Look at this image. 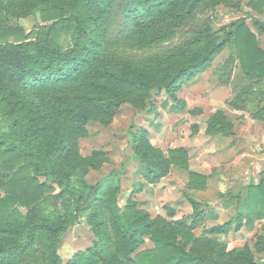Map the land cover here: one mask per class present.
<instances>
[{
    "label": "trees",
    "instance_id": "16d2710c",
    "mask_svg": "<svg viewBox=\"0 0 264 264\" xmlns=\"http://www.w3.org/2000/svg\"><path fill=\"white\" fill-rule=\"evenodd\" d=\"M173 2L0 0V54L3 55L0 71V264H16L30 256L38 244L46 253L48 264H61L58 241L78 216L98 201L108 204L114 233L123 244L117 264H214L202 251L191 246L194 239L189 229L202 225L207 218L206 210L197 200L189 198L194 208L191 216L176 221L175 227H167L169 232L156 233L149 214L138 211L135 202L121 204L116 191L107 197L108 180L91 185L77 177V185L71 181L75 164L62 166L74 146L72 128L85 132L91 121V113L84 104L114 111L121 104L134 102L131 92L125 89L146 92L149 101H152V92L158 95L165 91L173 96L183 79H191L205 71L215 57L230 46L245 75L260 86L264 79V50L245 19L217 31L210 27L206 32L196 29L187 40L146 59L112 52L114 46H122L143 34L156 39L161 33L168 34L177 26L174 18L190 17L198 4V0H181L183 7L175 10L179 6ZM17 4L22 9V13H18L20 18L40 14L42 21L37 20L32 28L34 37L24 32V26L11 24V10ZM115 23L118 28L114 34ZM252 25L264 34L263 21L253 19ZM62 37L67 38V46L58 41ZM178 58L183 61L177 62L162 80L147 76L142 65L144 62L167 64ZM88 85L95 89L86 91ZM28 94L35 95L39 101L37 106L28 103L25 98ZM42 107L59 114L48 117ZM150 109L155 110L154 104ZM61 116L64 121H60ZM256 118L264 122V103ZM41 120H44L42 125ZM59 122L63 124L58 129L55 124ZM218 123H209L213 135L231 128L224 118ZM143 136L131 135L133 140L143 139ZM186 155L183 148L170 150L168 160L162 159L160 154L155 160L142 153L146 181L156 182L166 174L168 165L175 164L187 171L191 189H205L208 176L190 170ZM56 186L60 190L54 193ZM142 187L140 185V189ZM29 188L55 200L69 198L72 202L68 208L69 222L65 223L60 215L54 219L48 214L37 215L32 207L39 201L29 199ZM227 204H236L237 212L228 221L207 228V234H227L242 228L245 220L251 225L255 220L264 219V173L258 185L245 186L244 193L231 195ZM20 205L31 209L28 215L20 213ZM188 221H191V228ZM148 236L154 247L141 250ZM99 238L88 251V258L93 262L113 264L106 253L107 245L101 236ZM78 260L68 264H80Z\"/></svg>",
    "mask_w": 264,
    "mask_h": 264
},
{
    "label": "rangeland",
    "instance_id": "374dc122",
    "mask_svg": "<svg viewBox=\"0 0 264 264\" xmlns=\"http://www.w3.org/2000/svg\"><path fill=\"white\" fill-rule=\"evenodd\" d=\"M173 4L179 6L175 10L183 7L181 0H174ZM11 11V24L24 26V32L34 37L32 28L37 20L42 21L40 14L20 18L18 13H22V9L18 4ZM239 19L246 20L264 50V34L252 25L253 19L264 22V0H198L190 17L174 18L177 26L168 34H159V39L143 34L122 46H114L112 52L146 59L182 43L196 29L206 32L210 27L217 31ZM117 28L115 23L114 34ZM66 39L62 37L58 41L67 46ZM2 60L0 54V71L3 69ZM180 61L183 58L167 64L144 62L142 65L147 76L162 80ZM254 83L243 72L234 48L230 46L218 54L205 71L191 79H183L173 96L165 91L158 95L152 92V101H149L146 92L125 89L131 92L134 102L121 104L114 111L84 104L91 113V121L85 132L72 128L74 146L62 166L75 164L71 181L77 185V177L91 185L108 180L107 197L116 191L121 204L135 202L138 211L149 214L156 233L161 230L169 232L167 227H175L176 221L191 216L194 208L189 198H193L206 210L207 218L202 225L189 229L194 239L191 246L202 251L214 264H264V219L255 220L251 225L245 220L242 228L227 234L206 233L207 228L228 221L237 212L236 204H227L229 197L238 192L243 194L247 185H258L264 173V122L256 118L264 103V79L260 86ZM85 88L86 91L95 89L89 85ZM19 94L22 96L21 92ZM25 98L33 106L39 104L34 94ZM78 100L80 103L81 99ZM152 104L154 111L150 109ZM42 111L48 117L59 114L47 107H42ZM223 118L231 126L230 130L213 135L209 123L213 121L217 125ZM60 121H64L63 116ZM62 124L59 122L55 127L59 129ZM132 134L144 136L133 140ZM177 148L186 150L190 170L208 176L205 189H191L187 171L175 164L168 165L166 174L156 182L146 181V166L140 155L147 153L157 160L160 154L162 159L168 160L170 150ZM140 185H143L142 189ZM56 188L54 193L60 190L59 186ZM27 192L29 199L39 201L32 207L37 215L44 217L48 214L52 219L60 215L65 223L69 222L68 208L72 205L69 198L55 200L48 194H36L33 188ZM30 210L26 205L19 206L23 216ZM190 225L191 221H188L189 228ZM99 236L107 245L109 259L117 264L123 244L114 233L108 204L102 201L82 212L58 241L60 263L68 264L79 258L80 264H106L88 258V251L100 240ZM38 245L30 256L16 264H48L46 253ZM153 247L148 236L141 250Z\"/></svg>",
    "mask_w": 264,
    "mask_h": 264
}]
</instances>
